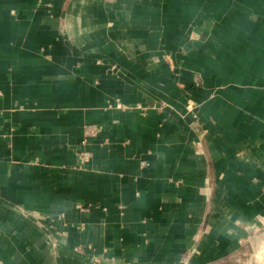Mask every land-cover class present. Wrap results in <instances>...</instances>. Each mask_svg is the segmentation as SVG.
<instances>
[{
  "label": "crops",
  "instance_id": "obj_1",
  "mask_svg": "<svg viewBox=\"0 0 264 264\" xmlns=\"http://www.w3.org/2000/svg\"><path fill=\"white\" fill-rule=\"evenodd\" d=\"M0 264H264V0H0Z\"/></svg>",
  "mask_w": 264,
  "mask_h": 264
},
{
  "label": "built area",
  "instance_id": "obj_2",
  "mask_svg": "<svg viewBox=\"0 0 264 264\" xmlns=\"http://www.w3.org/2000/svg\"><path fill=\"white\" fill-rule=\"evenodd\" d=\"M114 104H116V106L120 107V104L119 103L114 102ZM152 108H155L156 109L157 107H152ZM97 131H98V129L96 127H88V128H85V133L87 134L86 137L87 138H91V136H94ZM89 155H90L89 153L81 154V155H79V159L83 163H86L89 160V158H88ZM78 207L80 208L81 206H78ZM77 250H80V249L77 248Z\"/></svg>",
  "mask_w": 264,
  "mask_h": 264
}]
</instances>
